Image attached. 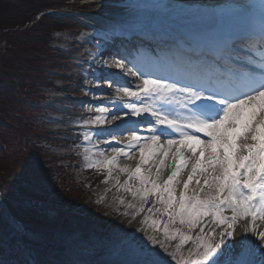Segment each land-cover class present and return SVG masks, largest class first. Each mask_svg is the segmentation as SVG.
Here are the masks:
<instances>
[{
	"label": "snow or ice",
	"instance_id": "snow-or-ice-1",
	"mask_svg": "<svg viewBox=\"0 0 264 264\" xmlns=\"http://www.w3.org/2000/svg\"><path fill=\"white\" fill-rule=\"evenodd\" d=\"M261 8L258 23L243 13L172 22L183 28L176 36H157L144 21L116 22L121 34L150 39L113 53L115 68L135 77L116 87L117 97L128 99L111 121L123 123L83 132L113 155L95 145L84 152L88 168L107 170L104 183L121 157L138 154L134 168H118L127 180L116 179L118 191L132 197L119 199L124 210H117L131 231L113 224L97 237L63 226L36 166L13 177L18 191L7 180L0 189V264H264V231L257 230L264 221V0ZM143 58L152 69L138 66ZM95 110L101 115L81 128L105 123L109 107ZM117 130L128 133L123 145ZM166 160L171 174L163 179ZM189 166L187 179H178ZM238 224L244 235L235 237Z\"/></svg>",
	"mask_w": 264,
	"mask_h": 264
},
{
	"label": "rangeland",
	"instance_id": "rangeland-1",
	"mask_svg": "<svg viewBox=\"0 0 264 264\" xmlns=\"http://www.w3.org/2000/svg\"><path fill=\"white\" fill-rule=\"evenodd\" d=\"M58 1L60 3V7L54 10L58 15L53 14L54 16H57V18H59L57 19L59 21L55 24L57 26L49 29L51 30L49 34L43 37L44 41H46L47 43V47H49V50L52 51L51 54L47 56V59L50 60L46 63V65L42 64L43 67L37 66L39 62L32 66L28 63L24 64V62L21 61V65L25 68H30V71H33L32 69L39 70L45 67V71L43 72L49 73V76L47 77V79H45L46 74L44 75V73L41 72L40 77H38L37 79H39V81H42L43 85L48 86L50 91L56 89L60 95L59 99H61L58 103L55 104H50L49 102H46V100L39 102V106H44L45 103L49 104V107H51V111L48 115H46L43 111L44 113L42 115H40L42 112H36L35 115L32 116L35 117L40 126H45V131H47L49 135L47 138L40 140L37 144L39 145V147L45 149L48 148L51 153L58 155L62 160L64 158L72 161L73 159H80L79 167H75L74 164L70 163H67L69 167H67V165L65 166V163H58L60 171L56 178L51 179V173L45 171V174L48 178L47 181H49L51 185L52 181L56 182V187L54 188L57 190L56 204L58 206V209L60 208L66 210L65 206L69 204L68 209H70V211H75V214L72 213V216L69 215L68 218L66 217V219L69 221L66 225H63V219H61V224L69 229L79 230L85 235L94 234L97 237H103L107 235L108 231L111 228V225L113 224L120 225L124 228H129L124 219L118 215L117 210H124V208L119 205V199H124L127 202H132V197L129 193L118 191L116 187V179L118 178L122 185L124 181L127 180V176L120 173L117 167H114L112 172V179L109 180L106 185L105 183H101L102 185H104L101 189L93 190L90 193V191L88 192L89 187L87 186L85 188L84 192H88V199H86L84 196L82 199V194L73 192L72 190L65 188V183L62 180L64 176L68 175L70 176V178L74 177L75 179L73 180L76 183H80L83 181V177L80 175V172L83 169H85L84 171H86L88 169L87 164L89 163L88 160H85L86 153L84 152V148H92L93 145H89V141L94 138L93 136L86 140L83 136L84 131H94L92 129L78 128L76 132H78L77 135L80 138H76L77 135L73 134L71 130H67V127L74 124L81 125L84 121L94 119L96 116L101 115L95 110V101L99 98V96L93 95L91 92V90L94 89L95 79L89 76L91 70L93 72V75L95 70L99 71L100 69L94 67L93 69L88 68L86 70L80 71L82 68L81 65L84 64L85 60L91 61L96 55L102 53L98 49H103V43L99 40L97 41V32L93 29L92 26H96L99 24L106 26L107 24L116 23L123 18L135 19L136 17L134 16H136V14L144 11H135V13L134 11H132V9L127 10L126 8L129 7H133L135 9L136 7L131 6L135 3H129L128 5L121 1L117 2L115 0ZM191 1L192 0H181L178 2V6L182 7V4L183 6H185L187 3L184 2H190L191 4ZM217 1L218 0H216V2ZM108 4L112 7H109ZM186 6L188 7V5ZM121 14L123 15V17H119ZM40 17L37 18L36 14V17L33 16L31 20L24 21L23 24H9L11 26H4V30L0 31V75L6 76V74L2 72L3 62L6 63V61H16L19 57L21 59L28 58L29 60L35 58L39 60L38 58L42 57L41 51L38 52V50H36L41 46L39 41L42 42V35L37 36L36 33L38 30L43 28V26L49 24L48 20H41L39 21V23H37V20H39ZM85 17L89 20L84 21ZM10 32L12 33L9 34ZM7 37L9 38V40H7ZM10 37L15 41L10 40ZM9 41L12 43V45H9ZM37 43H39V45H34ZM88 43L91 45L95 44L99 48L94 50V52H89ZM26 46L29 47V49L35 48L34 53L32 52V50H26ZM20 49L23 50V53H20L19 56L12 58V56H14L15 54L12 52ZM9 50H11V52H8ZM3 52L5 54H3ZM2 57H4L3 61L1 60ZM81 74L84 75L80 78ZM4 76L0 77V90L3 88V85L9 83V79L7 80V78H5ZM81 82L83 83L82 88L80 87ZM87 92L90 95H87ZM76 97H79L82 100L77 102L76 100L78 99H76ZM12 101L14 103L16 101V98ZM25 103L27 102L25 101ZM37 103L38 101L33 100V102L31 103L30 113H33V105H36ZM69 111H72L71 118L67 117L66 115ZM27 113L28 112L26 111V115ZM109 122H111L110 117L105 118L104 124L106 125ZM102 127L104 128V126ZM65 130H67V132L63 133V131ZM115 138L116 140H123L120 139L122 137L119 136H115ZM12 140L15 141L14 135H12ZM78 140H80L81 142L76 145L75 142L77 143ZM73 143L74 145L72 146ZM95 146L96 148H98L99 145ZM78 150L79 152L77 153ZM74 152L75 154H73ZM88 155H91V153H89ZM111 155H113V153H111L110 151H105L106 157L110 158ZM0 156L2 157V154H0ZM92 158L101 160L104 159V157L100 158L99 156H93ZM39 160V163L43 162L41 161V159ZM133 161L135 164L136 160L133 159ZM23 162H27L26 156H24ZM27 163L29 164V162ZM147 167L148 166H146L145 169H147ZM89 170L95 171L97 169ZM101 170H103V168H101ZM5 173H7V171H5ZM59 175L62 181L59 180ZM1 178H4L9 182L13 181V177L6 178V176H4ZM3 183L4 181L0 180V186ZM135 183L137 182L134 181L133 184ZM57 184L59 185V187ZM18 186L20 188L19 184ZM54 188L52 189L54 190ZM51 203L55 205L54 200H52ZM81 209H83L84 211H80ZM70 211H68V213ZM98 213H100L101 215L107 213L108 215L104 217H107L109 219H104V217H101ZM110 218L113 223H110ZM47 258L53 259L54 256L50 254L47 256ZM67 258H76V255L72 254Z\"/></svg>",
	"mask_w": 264,
	"mask_h": 264
},
{
	"label": "trees",
	"instance_id": "trees-1",
	"mask_svg": "<svg viewBox=\"0 0 264 264\" xmlns=\"http://www.w3.org/2000/svg\"><path fill=\"white\" fill-rule=\"evenodd\" d=\"M59 4L58 0H15L14 3L7 6L2 2V0H0V31L4 30V26H11L9 24H23L24 21L31 20L36 14L39 16L50 9L58 7ZM55 19L56 18L46 17L43 15L39 18V20H37V23L41 20H48L49 24L43 26V28L38 30L36 33L37 36L42 35V42L39 41L41 46L39 49H36L38 52L41 51L42 53V57L38 58L39 60L36 58L30 60L28 58L21 59L19 57L16 61L13 60L14 62H3L2 72L6 74V76L0 75V77L4 76L7 80L9 79V83H6L7 87L6 85H3V88L0 90V154H2V157L0 156V180L4 181V183L0 186V189L4 187L6 181L1 177L6 176V178H19L22 173H28L33 167L38 166L44 174L46 180H48L45 171L50 172L52 177V175H54L53 172L56 169V160L37 144L40 140L49 136L48 132L45 131V126H40L35 117H32L36 112H42L40 114L42 115L50 108H48L47 103H45L44 106L38 105L40 101L46 100V102H48L49 87L43 85L42 81L37 79L40 77L41 72L45 71V67L41 68L42 70L32 69L33 71H30V68H25L21 65V61H23L24 64L28 63L32 66L39 62L37 66L43 67V65H46V63L50 60L47 59V56L51 54V51L49 50V47H47V43L44 41L43 37L49 34L51 31L49 29L57 26L55 24L59 20ZM7 40H9L8 37ZM10 40L15 41L11 37ZM9 45H12L10 41ZM34 45H39V43ZM26 48V50H32L33 53L35 51V48L29 49L27 46ZM11 50L8 52H11ZM12 53H15L12 58L17 57L20 53H23V50L20 49ZM3 54L5 53L3 52ZM1 60L3 61L4 57H2ZM43 73L44 75L46 74L45 79H47L49 73ZM15 98L16 101L13 103L12 100ZM23 99L27 103H25ZM33 100L38 101V103L33 105V113H30L31 103ZM26 111L28 112L27 115ZM12 135H14L15 141L12 140ZM24 156L27 157V162H29V164L27 162H23ZM38 158L43 162L39 163L40 160ZM5 171H7V173H5ZM8 183L12 185V191H18V180H13L11 182L8 181ZM65 184L66 186L69 185L68 180H65ZM53 192L54 190L51 188V193ZM50 195L46 197L48 203L52 207L58 209V206L51 203L50 200H52V197L50 198ZM68 205L69 204L65 206L66 210L60 208L58 209L61 212V219L64 220L63 225H66L69 222L66 220V217L68 218L69 215L68 211L70 210L68 209ZM36 222L39 223V221Z\"/></svg>",
	"mask_w": 264,
	"mask_h": 264
},
{
	"label": "bare ground",
	"instance_id": "bare-ground-1",
	"mask_svg": "<svg viewBox=\"0 0 264 264\" xmlns=\"http://www.w3.org/2000/svg\"><path fill=\"white\" fill-rule=\"evenodd\" d=\"M115 1H121V2H123V3H126V4H128L129 5V3H135V4H133V5H131V6H134V7H136L135 9L132 7V8H126L127 10H130V9H132V11H153V10H150V9H155L154 10V12H155V14H165V13H167L166 11H165V9L163 10V11H161L163 8H165L166 6H178V2L179 1H181V0H133V1H128V0H115ZM184 1H188V0H184ZM233 1H235V3H237V1L238 0H218L217 2H216V0H192L191 1V4H190V2H184V3H187L186 5H188V7L185 5V6H183V4L181 5L182 7H180V10H182L183 11V9L185 8H189V7H196V6H204V9H207V13H208V15H214V16H217V15H222L223 14V12H222V10L223 11H226V8L225 7H223V6H221V9H220V7L219 6H216L218 3H226V4H230L229 2H233ZM241 1V0H240ZM2 2L3 3H5L7 6L9 5V4H12V3H14L15 2V0H2ZM113 5V4H112ZM108 6L109 7H112V6H110L109 4H108ZM208 6V8H205V7H207ZM153 7H155V8H153ZM247 7L249 8V6H244V5H236V7H234V6H232V7H230L231 9H234V13H233V16H235V15H239V14H241V13H243L245 16H247ZM144 8H146V9H144ZM230 9V10H231ZM120 11H122V10H120ZM136 13V12H135ZM138 13V12H137ZM148 14V13H147ZM177 14H179V13H177ZM167 15H169V14H167ZM175 16V15H174ZM174 16H172V17H174ZM34 17H36V15L34 16ZM119 17H123V15L121 14ZM37 18H38V16H37ZM84 18V17H83ZM82 18V19H83ZM98 19V18H97ZM87 20H89V19H87L86 17H85V19H84V21H87ZM134 20H137V19H134ZM44 28H47V27H44ZM47 30V29H46ZM45 32V31H44ZM124 40H126V38H124L123 39V41L122 42H124ZM126 43V42H125ZM106 53H109V54H113L112 52H110V51H106ZM99 61V62H98ZM98 61H96V65L99 67V68H101V70L102 69H107V71H111V69H110V67H109V63H108V61L107 60H98ZM107 61V62H106ZM104 62H106V63H104ZM113 71V70H112ZM131 78L129 77V80H130ZM96 83V82H95ZM99 86V84H95V87L97 88ZM94 141L92 140L91 141V143H93ZM102 150H104V149H102ZM137 157H138V154H137ZM134 160H137V159H134ZM134 164V161L133 160H128V159H126V158H124V159H119V162H118V165L116 166L117 168H119V167H125V166H129V167H132V165ZM171 165V161H165V165H164V168H163V179H166L165 177H166V174H168V172H169V169H170V166ZM147 169H144L143 171H146ZM188 171H190V167L189 168H187V169H184V170H182V172H181V176L180 177H178V179H180V180H185V179H187V172ZM195 188V181H193V183L192 184H190V186H189V190H190V192L192 191V189H194ZM180 189H182V187H181V185L179 186V188H178V192H179V190ZM178 194V193H177ZM257 230L258 231H264V221H258L257 222ZM242 235H244V233H243V231H242V225L241 224H238V226H237V229H236V235H235V237H240V236H242ZM252 239H255L254 237H252ZM257 243H259V241H257Z\"/></svg>",
	"mask_w": 264,
	"mask_h": 264
}]
</instances>
